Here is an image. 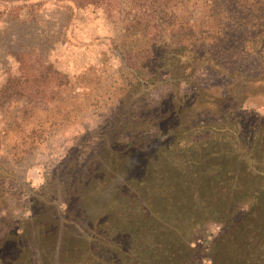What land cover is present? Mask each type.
Listing matches in <instances>:
<instances>
[{"label": "rangeland", "instance_id": "obj_1", "mask_svg": "<svg viewBox=\"0 0 264 264\" xmlns=\"http://www.w3.org/2000/svg\"><path fill=\"white\" fill-rule=\"evenodd\" d=\"M150 14L148 0H0V264H242L264 212V43L204 60L193 84L164 63L150 84L126 33ZM233 121L257 123L255 147Z\"/></svg>", "mask_w": 264, "mask_h": 264}, {"label": "trees", "instance_id": "obj_2", "mask_svg": "<svg viewBox=\"0 0 264 264\" xmlns=\"http://www.w3.org/2000/svg\"><path fill=\"white\" fill-rule=\"evenodd\" d=\"M130 1L136 3L141 0ZM148 2L151 14L144 19L136 18L133 27L128 26L126 33L131 34L135 41L137 39L141 41V44L136 46V53L139 65L149 68L151 72L150 79H147L150 84L162 78L158 76V70L161 65H165L164 63L167 64V73H170L171 79L174 81L184 79L193 84L192 78L196 76L197 67L205 64L204 60L216 63L225 57L232 62L235 57L245 61L246 56L258 46V43H264V0H148ZM153 27L155 35L148 36V31H152ZM136 34L139 37H136ZM248 76L253 74L250 75L248 72ZM169 77L167 79H170ZM233 122L232 137L248 147H255L260 136V127L257 123L241 122V125H237V122ZM219 131L221 130L212 133ZM213 137L214 135L210 140L215 141ZM170 144L171 141H168V145ZM192 145L191 143L190 147ZM165 152L166 147L162 150L156 147L154 151L151 149L155 156L164 155ZM229 157V154L216 157L218 158L214 163L217 167L216 172H223V165ZM149 161L151 160H146L145 163ZM201 170L206 172L204 168ZM222 184L223 181L221 186ZM257 203L264 204L256 200ZM156 212L159 217L164 213L157 210ZM146 213L147 216L153 215L152 209ZM252 221L253 225H248V229H244L245 237L238 239V246L244 259L242 264L258 262L260 264L264 259V212L252 216ZM144 243L145 240L141 245Z\"/></svg>", "mask_w": 264, "mask_h": 264}]
</instances>
